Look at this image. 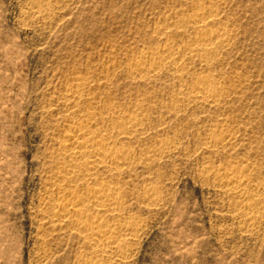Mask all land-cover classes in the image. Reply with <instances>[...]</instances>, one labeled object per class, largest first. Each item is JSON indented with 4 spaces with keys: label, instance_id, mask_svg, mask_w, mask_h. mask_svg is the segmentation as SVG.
<instances>
[{
    "label": "rangeland",
    "instance_id": "1",
    "mask_svg": "<svg viewBox=\"0 0 264 264\" xmlns=\"http://www.w3.org/2000/svg\"><path fill=\"white\" fill-rule=\"evenodd\" d=\"M76 129L128 163L86 176L61 144ZM102 184L118 211L91 210ZM59 193L79 203L68 223ZM77 218L139 229L121 258ZM0 264H264V0H0Z\"/></svg>",
    "mask_w": 264,
    "mask_h": 264
},
{
    "label": "bare ground",
    "instance_id": "2",
    "mask_svg": "<svg viewBox=\"0 0 264 264\" xmlns=\"http://www.w3.org/2000/svg\"><path fill=\"white\" fill-rule=\"evenodd\" d=\"M203 14H204V12H203ZM205 14H207V13H205ZM198 18L199 17H197V19L194 20V24H196V25H198L202 21V19H198ZM207 37L204 38L203 40L198 41L197 46H196V48L199 51H201L202 53H204V55H207L208 53H210L214 49L213 48V46H214L213 40L214 39L212 40L211 38H207ZM216 37L218 38L219 36L216 35ZM220 39H221V37H220ZM214 86L215 85L213 82H211L209 80H202L198 83V87H200V88L194 90L193 96L196 99H202L204 101L205 100L209 101L208 100L209 95H207V93L204 91L203 88L208 89L211 87L213 88ZM136 129H137V124L131 123L128 126L127 131L132 132V131H135ZM90 141H93L92 134L86 130H83V129H76L72 132L65 133L63 136V139L61 140V144L65 147L66 152H68V154L70 153V156L72 155V156H80L82 158L83 157L89 158L88 161L85 162L86 168H84L85 170L83 172L86 174V176L92 175V173L97 169V167H99L101 165H108L109 166V164H111V163H118V164L124 165V164L128 163V161H129L128 156L125 153H118V151L115 152L113 149L114 147L109 142L101 140V141L97 142L96 147L94 146L93 148H90V146L89 147L85 146L84 143L88 144V142H90ZM163 145H165V144H163ZM70 167L72 169H76L78 167V165L75 162V163L71 164ZM116 169L119 170V168H116ZM226 172H228V171H226ZM223 175H224V177H222V178H224L223 179L224 181L222 180L223 184H221V182H222L221 181L220 185H222L223 187L228 188V190H230L232 192H236V193H241L244 190L246 180L243 177L236 176V175H233L231 173L230 174L226 173ZM92 193L96 196V198H94L91 201L89 200L90 202H92V203H90L91 204V210H94L96 212L103 210L106 212L109 211V212L114 213L121 208L120 207L121 201L118 199L117 189L115 187L110 186L108 184H102L100 186L94 187L92 189ZM149 193H152V190H150ZM55 200L57 201V203L62 205V208H58V209L56 208L53 211L52 216H53L54 220H58L61 222L65 221L68 223L69 222V220H68L69 212L70 211H78V209H80L79 203L75 200L73 201L72 199H70L65 194L59 193ZM84 201L85 200H83L82 202H84ZM243 206H245V208L250 212H254L257 209H258V211L260 210L258 207L259 206L258 203H254L252 201H247V200H246V202L244 201ZM84 212L86 213V211H84ZM97 220L94 218H93V220H91V219L90 220L78 219L75 221L72 220L73 222L71 221L72 223L71 222L70 223L73 225L72 227H74V229L78 233V235H80L86 239L89 247H91L92 249L93 248H95L96 250L98 249L107 255H115V256L118 255L121 258H125L126 257V251L124 249H122V247L119 245L118 241L119 240L121 241V239H122V238L120 239L121 236L122 237L124 236L126 239L128 237L127 235H135L139 229L137 224L132 223V222L118 223L119 224L117 227L118 229H116V232L114 233V235L113 236L112 235L111 236H105L101 232L102 231V223H101L102 221L100 222ZM99 220H101V219H99ZM111 229H110V231H111ZM113 229H114V227H113ZM105 231H106V228H105ZM111 234H113V233H111Z\"/></svg>",
    "mask_w": 264,
    "mask_h": 264
}]
</instances>
